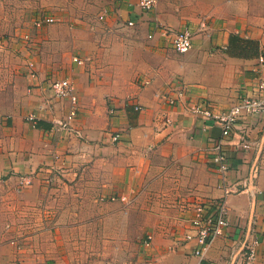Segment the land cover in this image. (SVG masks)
<instances>
[{
    "label": "crops",
    "instance_id": "crops-1",
    "mask_svg": "<svg viewBox=\"0 0 264 264\" xmlns=\"http://www.w3.org/2000/svg\"><path fill=\"white\" fill-rule=\"evenodd\" d=\"M121 1L126 20L133 6L136 23L149 18L136 0ZM197 5L189 14L158 13L151 21L190 28L189 50L176 51L156 34L138 61L129 62V47L123 50L122 65L114 64L100 85L89 83L85 67L76 62L35 58L39 77L29 75L32 100L0 118V264H109L99 255L107 252L99 253L100 242L108 248L116 228L124 239L137 224L119 195L129 199L131 191L142 189V198L175 174L178 192L197 197L188 203L180 198L154 223L140 218L135 226L155 230L148 233V257L138 264H232L252 236L259 238L257 259L264 264V112L243 115L224 140L230 167L222 174L211 161L221 127L194 113L188 102L206 99L220 112L240 96L257 93L259 75L264 76L259 60L264 0H197ZM66 76L74 79L79 96L72 129L56 122L65 117L68 100L53 97L46 81ZM45 101L49 107L39 109ZM32 112L34 120L28 117ZM21 175L32 182L20 190ZM209 197L224 202L229 224L198 256L195 242L183 238L191 230L190 205Z\"/></svg>",
    "mask_w": 264,
    "mask_h": 264
},
{
    "label": "rangeland",
    "instance_id": "rangeland-1",
    "mask_svg": "<svg viewBox=\"0 0 264 264\" xmlns=\"http://www.w3.org/2000/svg\"><path fill=\"white\" fill-rule=\"evenodd\" d=\"M121 6V0H0V118L24 110L32 100L27 64L30 58L63 64L75 63L73 57L78 55L83 62L76 64L85 67L82 75L88 73L89 83L93 80L100 85L114 64L122 65L126 54L123 50L127 47L129 62L147 55L142 49L150 42L151 21L158 19L155 14L168 12L183 16L198 5L197 0H157L149 18L141 19L135 25L128 24L120 15ZM104 9L108 14L100 20L98 15ZM45 15H52L54 21L37 27L35 18ZM26 35L30 36L28 41ZM32 50H35L34 55H31ZM174 176L175 179L166 185L149 189L142 198H139L142 189L131 191L129 199L124 202L131 206V218L137 224L140 218L148 223L156 222L164 213L169 214L180 198H187V202L197 197H186L178 192V175ZM185 206L186 210H191L193 205ZM135 225H131L130 234L124 239L121 229L116 228L115 242L108 248L100 242L99 253L101 250L107 252L99 255L107 257L109 264H138L145 258L150 247L146 242L147 235L155 229Z\"/></svg>",
    "mask_w": 264,
    "mask_h": 264
},
{
    "label": "built area",
    "instance_id": "built-area-1",
    "mask_svg": "<svg viewBox=\"0 0 264 264\" xmlns=\"http://www.w3.org/2000/svg\"><path fill=\"white\" fill-rule=\"evenodd\" d=\"M135 3L141 14H148L154 10L157 0H136ZM132 10L135 12L134 6ZM133 12L127 19V22L130 25L136 24V13ZM107 14V9L101 10L98 18L102 20L106 18ZM53 21L54 17L52 15L38 16L34 20L37 27H41L44 23ZM156 34H160L176 51L179 52H185L193 45V34L188 27L174 29L166 24L153 21L148 37L153 38ZM25 38L28 41L30 36L26 35ZM73 59L78 63L83 62V59L77 55L74 56ZM259 60L261 65L264 66V55L260 56ZM27 64L29 75L32 78L39 77V69L36 61L33 58H30L27 61ZM258 79L256 87L257 93L240 96L238 103L220 112L214 111V107L209 100L203 99L197 102L188 101L190 103L189 107L194 113L207 119H213L219 123L221 127V136L217 139V143L212 149L211 161L219 167L222 174H225L230 167L229 158L226 149L224 148V140L231 135L236 123L243 115L264 112V76L259 75ZM46 81L48 82L47 87L52 91L53 97L68 100V110L65 117L59 121H55L58 122L61 127L72 129V122L76 118L79 109V96L74 79L71 76H66L63 78H48ZM182 94L183 92H180V95ZM175 100L176 99L171 98L170 102H174ZM48 107V101L42 102L38 106L39 109H46ZM138 108L140 109L141 107L138 106ZM110 111L114 113V109H111ZM28 117L29 119L34 120L35 114L32 112ZM120 136L121 133L118 131L113 135V139L118 140ZM243 147L249 148L250 143H244ZM256 176L257 170L254 169L253 178ZM47 181L51 182L52 177H48ZM31 182L32 179L29 175H21L18 180V189L21 190ZM225 193H229V189L226 188ZM117 197L118 195H112L110 198L114 200L117 199ZM119 198L122 200H128V197L125 194L119 195ZM189 221L191 230L185 234L183 241H185V243L194 241L193 253L198 256H202L208 251L214 239L219 235H222L229 224L226 218L224 202L211 197L204 198L193 205V211ZM147 238L146 242H149L152 235L149 234ZM177 242L178 241H176L175 244ZM258 244L259 238L257 236H252L251 239L245 240L241 259L236 258L232 261V264H260L257 259ZM17 246L20 247V244H17Z\"/></svg>",
    "mask_w": 264,
    "mask_h": 264
}]
</instances>
